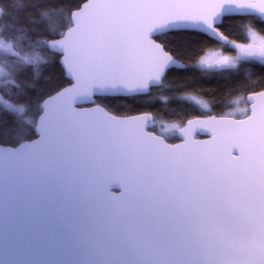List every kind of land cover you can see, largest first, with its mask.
I'll list each match as a JSON object with an SVG mask.
<instances>
[{"label": "snow or ice", "instance_id": "6c2138e0", "mask_svg": "<svg viewBox=\"0 0 264 264\" xmlns=\"http://www.w3.org/2000/svg\"><path fill=\"white\" fill-rule=\"evenodd\" d=\"M0 264H264V0H0Z\"/></svg>", "mask_w": 264, "mask_h": 264}, {"label": "trees", "instance_id": "16d2710c", "mask_svg": "<svg viewBox=\"0 0 264 264\" xmlns=\"http://www.w3.org/2000/svg\"><path fill=\"white\" fill-rule=\"evenodd\" d=\"M18 2H19V3H23V0H18ZM220 83H222V82H220ZM205 87L216 88V87H218V83H217L216 81H212V82L206 84ZM126 103L131 104V103H133V102H132V101H127Z\"/></svg>", "mask_w": 264, "mask_h": 264}, {"label": "water", "instance_id": "95a60500", "mask_svg": "<svg viewBox=\"0 0 264 264\" xmlns=\"http://www.w3.org/2000/svg\"><path fill=\"white\" fill-rule=\"evenodd\" d=\"M201 139L205 138V137H200Z\"/></svg>", "mask_w": 264, "mask_h": 264}]
</instances>
